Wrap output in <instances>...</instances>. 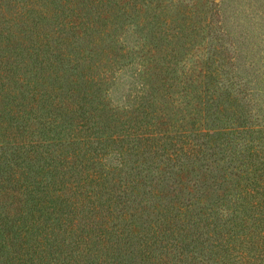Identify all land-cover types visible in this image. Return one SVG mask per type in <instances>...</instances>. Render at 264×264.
I'll use <instances>...</instances> for the list:
<instances>
[{
	"label": "trees",
	"instance_id": "1",
	"mask_svg": "<svg viewBox=\"0 0 264 264\" xmlns=\"http://www.w3.org/2000/svg\"><path fill=\"white\" fill-rule=\"evenodd\" d=\"M78 1L88 8L85 9L87 12L92 9L91 6L95 7L100 2L101 5L104 2L109 4V8L106 6V13L114 6L119 14L129 13L133 9L141 16V22L145 16L139 13L147 11L137 5L135 0ZM204 2L205 0H167L164 3L167 10H175L181 6V20L185 21L173 27H170V20L164 23L165 36L173 38L177 44L176 47L169 48L171 55L179 54L182 51L179 47L193 40L189 33L198 29H190L188 21L195 25L193 14L207 11L201 9ZM37 3V0H0V97L2 93L8 96L7 101L0 98V117L4 113L10 115L9 122L13 121L10 128H14L12 133H7L0 140V231L9 236L8 244L11 249L20 247L15 252L23 254L22 262H42L48 250V242L43 240H55L58 234L61 235V242L67 244L71 251H78L79 240L86 243L79 232L85 231L87 235L100 223L97 221V207L100 205L95 203V196L102 191L100 187L105 186L106 231L109 221L114 216H124L127 208L132 209L129 213L131 217L139 219L143 218L144 213L148 215L151 206L157 208L156 216L151 220L153 222L149 223V236L145 234L141 237L142 256L138 264L149 262L146 258H150L152 264H264V154L250 145L247 161L235 163L232 146L238 142L234 144L233 135L240 132L233 125L236 117L229 120L216 103L209 106L213 91L231 84L227 85L219 79L212 88L211 81H202L199 77L209 74L205 75L203 72L204 64L200 53L193 51L191 56L195 55L194 62L185 60L181 65L185 66L183 76H176L180 78L179 90L172 88L169 92L168 85L164 90H160L157 85H149L148 88H155L157 95L151 91L146 100L137 106L146 116L156 119L160 117V120L153 123L147 120L144 123L137 121L134 124H124L130 118L119 120L116 113L119 105L113 107L112 104L106 114L108 126L104 133L95 118L100 114L86 108V96L83 102L76 99L75 89L69 90L72 94L56 99L54 105L57 112L53 113L52 103L51 106L49 103L51 98L56 97L45 87L46 84L39 80L40 77L34 84H28L25 79L24 71L28 64L26 57L16 61L12 58L13 55L4 54L7 42L13 39L18 41L25 35L28 36L32 30L26 27L28 13L37 10L45 16L43 12L46 11L37 8ZM70 9L72 14H67L61 21L66 23L63 26L76 30L78 37L89 34V16L85 17L74 5ZM104 10L95 11V14L100 15ZM169 16L174 15L171 13ZM205 18L203 16L200 19L205 21L203 27H213L212 19ZM45 31L50 32L48 28ZM21 32L23 35H20ZM227 33L220 30L216 36L223 37ZM47 36L48 32H44L42 38L47 39ZM182 37L183 41L180 42ZM137 39L131 47L138 46L144 51L139 55L140 63L154 74L158 60L163 58H160L152 42ZM41 43L42 40L39 45H34V49H38ZM174 49L177 53H173ZM68 54L61 53L60 60L63 55ZM35 57L40 61L39 70L46 69L47 65L42 64L43 60L39 59V55ZM77 59L74 58L69 70L77 68ZM51 66L56 65L51 62ZM145 71L143 68V72ZM56 75L57 73L53 77ZM67 78L70 79L69 76ZM84 79L97 83L96 78L89 74ZM9 81L25 88L12 89ZM169 84L177 85L173 82ZM177 91L179 95L175 96ZM17 92L23 98L15 103L17 108L4 107V103L15 101ZM200 92L206 98L196 101L194 97H202ZM189 93L192 96L188 99ZM185 96V101L181 100L180 97ZM158 102L164 106H158ZM183 104L185 106L182 112ZM186 106L190 108L187 109ZM43 107V112L39 113L38 110ZM120 107L125 113L133 110L125 111L127 104H121ZM168 110L179 114L175 121L172 119L174 113ZM75 113L80 117L76 124L72 121ZM4 124L5 121L0 120V127H4ZM18 134L21 138H17ZM12 159L15 161L12 162ZM39 159L43 161V165H38ZM188 165L195 172L193 179L175 174L185 170ZM38 166L42 172L36 176L32 167ZM157 168L168 172L165 176H157L154 170ZM220 169L227 170L229 175L218 177L215 172ZM44 172L50 173L51 179L46 178ZM129 174L132 175L128 176ZM156 176L159 179L158 186L144 187V195L137 199L139 192L134 194L133 189L138 184L154 185L150 182ZM166 177L184 193L178 196L179 204H169L163 199L168 194L164 183ZM167 183L170 184L168 180ZM207 186L210 187L209 191L206 190ZM178 194L179 192L175 193ZM203 196L207 198L206 201H202ZM148 199L153 200L149 203ZM48 201L52 205L50 214L57 213V207L62 208V216L57 217L62 224L61 232L48 222L49 219L42 218ZM131 201L137 202L138 206L131 205ZM199 223L202 227L199 242L205 246L201 252H197L198 249L194 247H186L181 242L183 236L185 239L191 238L190 231L198 228ZM38 224V235L44 237L42 240L35 239L38 237L35 236ZM19 233L24 237L35 236L34 240L27 246L19 245L14 242L15 234ZM5 239L1 238L2 247L7 244ZM71 240L75 242L74 247L69 246ZM88 248L85 249L86 252H89ZM156 250L158 251L155 253ZM69 256L61 258L54 253L55 264H68ZM11 260L9 257V262Z\"/></svg>",
	"mask_w": 264,
	"mask_h": 264
},
{
	"label": "rangeland",
	"instance_id": "2",
	"mask_svg": "<svg viewBox=\"0 0 264 264\" xmlns=\"http://www.w3.org/2000/svg\"><path fill=\"white\" fill-rule=\"evenodd\" d=\"M186 1L188 2V0H184V2ZM37 2L36 7L45 10L46 12H43L45 16L37 10L28 13L26 27H30L32 30L29 31L28 36L25 35L18 41L13 39V41L7 42L4 54L13 55L12 58H15L16 61L26 57V63L28 64L24 71L25 79L28 84H34L35 80L40 77L39 80L46 84L45 87L49 89L52 96L56 97L51 98L49 103V106L52 103L53 113L57 112L54 105L56 99L72 94V89H75L76 99L83 102L86 96V108H90L91 111L93 109L100 114L96 115L95 118L101 124L104 133L108 126L106 114L109 112V107L112 108V104L113 107L119 105V108H116L119 109L116 112L119 120L130 118L124 124L127 122L134 124L137 121L144 123L147 120L153 123L158 119L160 120V117L156 119L147 115L148 118L137 106L140 102L143 103L146 100L151 91L157 95L155 88H148L149 85H157L160 90H164L165 86L168 85L169 92L172 88L179 90L181 88L179 85L180 78L176 76H183L184 71L182 72V70L185 69V66L182 67L181 65L185 63V60L186 62H194L195 55L191 56V52L194 51L200 53L202 57L203 72L205 75L209 74V76L199 77L202 78V81H211L212 88L219 79L227 85L228 83L232 85L221 86L214 91L210 87L213 91V99L210 100L211 104L209 106L216 103L220 110L227 114L229 120L236 117L233 125L240 132L233 135L235 138L234 144L238 142V144L232 146V150L235 152V163L242 164L245 160L247 161V151L250 145L264 154V0H205L201 9L207 11L193 14L195 25L187 20L190 29L196 27L198 31L195 30L189 33L193 40L188 44H184V46H180L179 48L182 51L176 55L169 53V48L176 47L177 44L174 43L173 38L165 36L163 31L166 26L164 23L170 20V27L181 22L184 23L185 21L181 20L183 8L179 6L175 10H167L164 8V3L167 0H135L137 5L139 4L147 9L143 13L136 10L139 14L145 16L143 22L140 21L142 20L141 16L137 15L133 9L129 13L119 14L117 7L114 6L106 13V6L109 8V4L106 5V2L102 5L101 2L97 3L95 7L91 6L92 9H89L88 12L85 10L88 8L83 7L78 0H37ZM73 5L81 10L85 17L89 16L88 23L90 27L87 29L89 34L86 36L78 37L76 30L70 29L67 25L63 26L66 23L61 22L67 14H72L70 8ZM100 9L105 10L100 15H96L95 11ZM171 13L174 16H169ZM146 14L149 15L146 16ZM200 15L201 18L206 17L205 20L212 19L211 25L213 27L209 29L206 26L203 27L205 21L200 20ZM47 28L50 32L45 31ZM220 30L228 33L223 34V37L221 35L216 36ZM44 32H48L47 39L42 38ZM20 35H23V32ZM137 38L152 42L156 46V52L160 58H163L158 60L159 64H156L154 74L146 68V65L140 63L139 55L144 51L140 50L138 46L131 47L132 44L137 42ZM183 38L179 41L182 42ZM40 40H42L40 47L34 49V45H39ZM128 46L130 48H126ZM61 53H64V55L69 54L68 56L63 55L62 60H60ZM173 53H177L175 49ZM36 55H39V59L43 60L41 62L44 66L47 65L46 69L39 70L40 61L34 59ZM74 58H78V66L74 70H69L68 67L71 64L73 65ZM51 62L56 66H51ZM143 68L146 69L145 72H143ZM56 73V77H53ZM195 73H197V70ZM83 74H85L84 77ZM88 74L94 76L97 83L85 81L84 78L88 77ZM68 76L70 79L67 78ZM168 82L177 85L172 86ZM9 83L12 89L25 88V86H19L11 81ZM66 92H69V94ZM193 93L195 95V91ZM200 93L202 97H194L196 101L199 99L205 100L204 93ZM174 94L175 96L179 95L178 91ZM191 96V93H189L187 95L188 99ZM0 98L7 101L8 96L2 93ZM180 98L185 101L186 96ZM18 100H23L19 92H17L15 101L3 105L4 107L17 108L15 103ZM121 104H127V107L124 108L125 111L132 108L133 110L125 113L121 110L123 109L120 107ZM158 104V106H164L160 102ZM184 106L185 104L182 106V112ZM174 109L177 110V108ZM43 110L44 107L40 108L38 112L41 113ZM9 116L4 113L3 117H0V120L5 121L4 127H0V140H3L7 133H12L14 130V128H10L13 121L9 122ZM173 116L172 119L175 121L179 114L174 113ZM79 119L78 113H75L72 121L76 124ZM107 131L109 130L107 129ZM17 138H21V135L18 134ZM104 160L106 162V155ZM11 161L14 162L15 159ZM42 162L39 159L38 165H43ZM32 168L34 172L36 171V176L42 172L39 166ZM154 170H156L157 176H165V173L168 172L163 168ZM175 174L182 178L193 179L195 177V172L191 170L190 165L182 172H175ZM215 174L220 178L223 175H229L227 170L223 169L215 172ZM44 175L46 178L51 179L50 173L44 172ZM157 176L153 177V181L150 182L154 185L138 184L133 189L134 194L139 192L137 199L144 195L142 193L144 187L158 186L159 179ZM167 180L170 184L167 183ZM164 183H166L165 190H168V194L163 198L165 202L173 205L179 204L178 196L184 195V193L179 191L177 186L171 184L169 178L166 177ZM100 188L102 191L95 196V203L100 205L97 207L99 210L97 221L100 223L93 227L87 235L85 231L79 232L86 243L79 240L78 251H71L67 244L61 242V235L58 234L55 240H43V242H48L46 244L48 250L42 262L35 260L26 264H55L54 253L61 258L64 255H70L68 264H112L110 263L112 261L115 262L113 264H138L142 256L141 237L145 234L149 236V223L153 222L151 220L155 218L157 208L151 206L148 215L144 213L142 219L131 217L129 213L132 209L127 208L124 216H114L109 221V227L106 231V188L105 186ZM206 188L207 191L210 190L209 186ZM176 192H179V194L175 195ZM201 199L202 201L207 200L205 196ZM152 200L148 199V202L151 203ZM130 203L133 206H138L137 202L131 201ZM57 208H59L57 213L50 214L49 211L52 209V205L48 201L47 209L44 211L42 218L49 219L48 222L58 232H61L62 224L57 217L62 216V208ZM201 229L199 223L198 228H192V231H190L191 238L187 237L185 239L183 236L181 242L186 247H194L196 250L198 249L197 252H201L205 249V246L199 242L202 236L199 233L202 232ZM36 230L35 236L39 233V224ZM15 235L14 242L19 245L26 244V246L32 243L35 237L27 235L24 237L22 233ZM8 237L0 231V264H25L21 259L23 254L15 252L20 247L11 249L10 244H8ZM1 238L7 240V244L3 247L1 246ZM43 238L38 235L35 239L42 240ZM51 244L53 246H50ZM74 245L75 242L71 240L69 246L74 247ZM87 247L90 249L89 252L85 250ZM9 257L12 258L11 262H9ZM146 259L149 261L146 264H152L150 258Z\"/></svg>",
	"mask_w": 264,
	"mask_h": 264
}]
</instances>
